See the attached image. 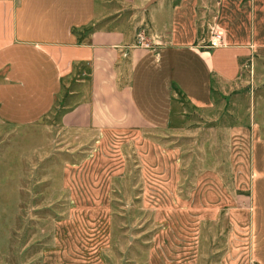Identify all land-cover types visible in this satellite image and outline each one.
<instances>
[{
  "label": "rangeland",
  "instance_id": "1",
  "mask_svg": "<svg viewBox=\"0 0 264 264\" xmlns=\"http://www.w3.org/2000/svg\"><path fill=\"white\" fill-rule=\"evenodd\" d=\"M103 2L95 27L141 18ZM250 64L238 95L208 117L187 111L177 135L66 129L57 111L0 122V264H257L253 128L233 127L259 122L264 136V60ZM80 95L58 97L59 109Z\"/></svg>",
  "mask_w": 264,
  "mask_h": 264
},
{
  "label": "crops",
  "instance_id": "2",
  "mask_svg": "<svg viewBox=\"0 0 264 264\" xmlns=\"http://www.w3.org/2000/svg\"><path fill=\"white\" fill-rule=\"evenodd\" d=\"M115 1L143 10L140 20L94 26L78 41L71 28L95 25L103 0H0V122L28 125L57 111L66 129L177 135L187 111L208 117L216 101L238 95L249 61L264 60V0H223L218 24L215 0ZM142 22L148 47L135 44ZM217 25L220 45L207 47ZM74 94L80 98L59 109L58 97ZM246 125L253 128L250 153L262 198L253 254L264 264V136L259 122L233 127Z\"/></svg>",
  "mask_w": 264,
  "mask_h": 264
},
{
  "label": "built area",
  "instance_id": "3",
  "mask_svg": "<svg viewBox=\"0 0 264 264\" xmlns=\"http://www.w3.org/2000/svg\"><path fill=\"white\" fill-rule=\"evenodd\" d=\"M218 29L216 28V30L213 31L212 33V37L210 38V40L207 43V47H217L220 45V41H221V37H220V33L219 31H217ZM136 41L135 44L142 46V47H148V42L145 41L144 39V35L142 31H138L135 35Z\"/></svg>",
  "mask_w": 264,
  "mask_h": 264
},
{
  "label": "trees",
  "instance_id": "4",
  "mask_svg": "<svg viewBox=\"0 0 264 264\" xmlns=\"http://www.w3.org/2000/svg\"><path fill=\"white\" fill-rule=\"evenodd\" d=\"M94 25L89 23L86 25H83L81 27H72L71 28V33L76 36V39L78 41L82 40L84 36H88V34L93 30Z\"/></svg>",
  "mask_w": 264,
  "mask_h": 264
},
{
  "label": "water",
  "instance_id": "5",
  "mask_svg": "<svg viewBox=\"0 0 264 264\" xmlns=\"http://www.w3.org/2000/svg\"><path fill=\"white\" fill-rule=\"evenodd\" d=\"M151 1H153V0H148V3H150Z\"/></svg>",
  "mask_w": 264,
  "mask_h": 264
}]
</instances>
